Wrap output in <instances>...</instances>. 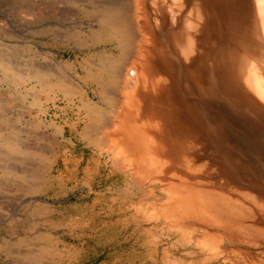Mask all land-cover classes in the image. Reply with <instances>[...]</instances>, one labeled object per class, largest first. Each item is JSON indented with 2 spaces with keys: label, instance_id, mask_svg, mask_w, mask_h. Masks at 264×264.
Instances as JSON below:
<instances>
[{
  "label": "bare ground",
  "instance_id": "bare-ground-1",
  "mask_svg": "<svg viewBox=\"0 0 264 264\" xmlns=\"http://www.w3.org/2000/svg\"><path fill=\"white\" fill-rule=\"evenodd\" d=\"M48 9L50 38L62 36L81 58L69 62L53 55L31 63L27 86L14 55L0 51L3 81L10 90L22 89L19 99L29 87L36 104L29 116L31 142L22 136L31 134L27 127L18 126L22 105L0 106V179L19 194L22 181L39 178L36 150L48 107L35 93L53 105L60 95L82 113L78 134L96 153L92 170L83 169L84 195L94 193L96 177L100 184L121 177L120 187L99 189L89 205V212L97 210L94 234L100 232L102 245L126 243L104 235L116 216L122 219L110 223L112 229L121 222L136 241L145 226L147 234L166 230L181 237L190 257L167 259V245L162 264H264V0H48ZM7 111L16 116L9 119ZM71 125L76 129L77 121ZM54 130L59 139L66 135L62 127ZM58 154L51 152L48 173ZM22 200L35 198L25 193ZM37 234L38 247L51 252L55 240ZM144 245L150 247L147 257L156 256L157 239Z\"/></svg>",
  "mask_w": 264,
  "mask_h": 264
},
{
  "label": "rangeland",
  "instance_id": "rangeland-1",
  "mask_svg": "<svg viewBox=\"0 0 264 264\" xmlns=\"http://www.w3.org/2000/svg\"><path fill=\"white\" fill-rule=\"evenodd\" d=\"M52 20H53V18L51 17V14H50L49 9H48V0H0V49L2 46L1 44H7L10 46V47H8L10 49V51L8 49H2L0 51H2V52L8 51L12 55H14L13 58H15V60H16L15 65L17 64L16 66L18 68L19 73L23 74V76H24L23 81L25 82V84H27V86L29 85V83H31V79L29 76L31 63H34L35 61L36 62H42L44 59H47L49 56H53V55H54L53 57L55 59L59 58V60L63 59L62 61H69V62L75 61L76 58H77V61H79L81 58V54L79 53L77 48L75 46H73L71 43L69 45L64 38L61 39L62 36L59 35V38H60V40H64V41H60L59 38H58V40L57 39L52 40L50 38L49 34L51 31L49 29H50V26H52V24H51ZM58 29L59 30L61 29V33H63L62 28H58ZM23 43H24V45H23ZM33 44H35L37 47V48L36 47L34 48L37 50L36 53H34L31 49V47H33ZM52 45L54 47H51ZM25 46H27V47H25ZM2 48H3V46H2ZM43 52H44V54H43ZM49 53H50V55H49ZM36 55H37V57H36ZM59 55H61V56H59ZM36 58H39V59H36ZM3 80L4 79L1 78V76H0V106H16V105L21 106L22 105L21 109L23 110L22 111L23 117L19 118L18 126L20 128L21 127H23V128L27 127L24 129L25 133L27 132L26 131V129H27L28 133L29 134L31 133V134L30 135L25 134L22 136H24V137L28 136L26 138V141L31 142L32 141V127L30 124V117L29 116L34 114V110H33L34 107H32V106H36V104L31 103V100L34 98L33 97L34 95L29 93V87H28V89L26 90L28 93H26L22 99L21 98L19 99V94L21 93L20 91H22V89L18 90L15 87V90L13 89L14 91L12 89L10 90L7 82H4L5 80L4 81ZM62 84H64L65 86H68L66 82L62 81ZM27 86H26V88H27ZM8 90L10 92L13 91L12 94ZM16 90L18 93L15 92ZM14 93H15V96L18 95L17 97H14V98H16L17 101L10 97V96H13ZM35 94H36V97H35L36 101H37V99H38V102L40 100H42L43 101L42 105L44 107H46V106L48 107L45 109V112H44L45 115L44 114L42 115V120L44 122V125L40 129L41 134L38 138V144H37V147L39 149L37 148V150H36L37 158L35 161V167L38 168L39 170L36 171V169H35V173L36 174L38 173L37 176L39 178H36L37 180L36 179H30V181L29 182L27 181L26 184H25L26 181H22L21 184L22 183L23 184L20 185L21 190H20L19 194H18V192L14 193L12 191L11 187L9 185H7V183L4 182L5 180L0 179V264H102V263L103 264H113L115 260L116 261L114 264H129L130 262H132V264H157V263L162 264V261H160V256L162 254L161 250L163 248H166L167 245H169L168 246L169 248L167 250L168 253L166 255L167 259L177 258V260L178 259L179 260H187L190 257V255L188 254L189 252L186 249V247L183 245V241L179 235L168 234L166 230H158L156 233H152V234L148 233L147 234L146 232H144L147 229L145 226V227H143L144 231H142V233H144V234L140 235V237L138 238V241H139V243H138V241H136L133 236L129 237L128 232L123 231L121 222H115L116 227L117 226L118 227L115 230L112 229V227L110 226V223H114L115 219L117 220L120 218V217H116V216H114V218H112L111 220H108L106 231L104 232V235H106L107 233H108V236L113 234L115 237L117 236L116 239H120V240L126 239V243L125 244L116 243V245H111V244L104 245V243H103V245H102V242H101L102 241V239H101L102 235H99L100 232H97L94 234V230L95 229L97 230L98 226L100 227V221L98 220V218H95V217H97V215L95 214V211H97V210H96V208H93L94 210L92 212H89L88 210L91 211V209H89L90 208L89 205H91V202H95L94 200L97 199L96 192H98L99 189H101L105 186H108V185H109L108 187H110V186L111 187H120L121 177L118 176V174H117L118 179L115 183L108 181L107 183L102 182L101 184L98 182V178L96 177L97 180L95 179L93 181L94 193L90 192L89 193L90 198L86 197L85 195H86L87 189H86L84 182H85V180L86 181L88 180V177L84 174L83 169L86 166H88V167H91L90 170H92V166H94V162H91V161H93L95 159L96 153L94 150L91 149L89 144L86 142L87 139H83L84 137H82V135H81V137H82L81 138L80 134H78L81 130L82 125H84V123L81 122V120H80L82 113L77 114V111H76L77 109L75 108L76 106H74L72 103H66V100L62 99L60 95H58V97L55 100V103L53 105L52 102H49L48 100H46L43 93H41V94L35 93ZM31 97H33V98H31ZM2 98H3V100H2ZM40 98H42V99H40ZM21 100L23 102H21ZM12 102H14V103H12ZM63 103L66 105H63ZM68 104H70V105H68ZM58 107H60V108L58 109ZM62 108L64 111L62 110ZM67 108H68V112H66ZM25 109L27 112H24ZM71 109H72V112H71ZM74 110H75V112H74ZM6 115H7V117H9V119H12L16 116V115L14 116L13 113H11V111H7ZM67 115L70 116V118ZM67 118H68V120H67ZM70 119L72 122L69 121ZM75 121H77V124H78V126H76L77 131H76V129H72V125H71ZM56 125H57V127H62L64 130V135L66 134L65 136H63L60 139L54 130V127H56ZM52 130H53V132H51ZM68 130H71V131H68ZM72 132L73 133L75 132V133L73 134ZM76 134H78V135H76ZM71 137H73L74 139ZM51 139H52V141H50ZM68 140H70V141H68ZM78 140H80V141H78ZM81 141H82V143H80ZM49 143H51V144H49ZM66 144H67V146H66ZM55 145H57V146H55ZM49 146H51L52 148H50ZM87 146H89V147H87ZM54 149H55L56 153L57 152L59 153L58 154L59 159H61V160L58 159L57 167L52 169L50 171V173H48L47 169H46L47 168V162H48V160L52 159L50 155H51V152L54 151ZM48 157L50 159H48ZM77 157H79V158H77ZM72 159H74L75 161ZM83 160H84V162H83ZM63 161H64V164H63ZM88 161H90V162L87 163ZM72 162H74V163H72ZM68 163L72 164V165H69ZM73 165H74V168H72ZM61 168H63V169H61ZM80 169H81V171H80ZM73 170L74 171L76 170V171L74 172ZM47 173H48V176H45V175H47ZM39 175H41V176H39ZM49 176H52V177H49ZM41 177H44V178H42L43 179L42 183H40L42 181ZM48 177H49V179H51L50 182H49ZM52 178H54L55 181ZM115 178H116V175L113 176L111 178V180H115ZM33 181L34 182L39 181V183L38 182L34 183ZM56 182H58V183H56ZM59 182H62V183L60 184ZM48 183H49V186H52V188L47 186ZM41 184H43L45 187ZM103 184H105V185H103ZM57 185H60L59 186L60 188ZM33 186L34 187L36 186V187L34 188ZM78 191H79V193H78ZM25 193L34 196L36 201L32 200V201L22 202L23 201L22 198L25 195ZM48 195H49V197H48ZM54 195H57V196L54 198L53 197ZM83 199L86 200L87 202L85 201L86 202L85 203ZM90 199H91V201H89ZM37 201H39V202H37ZM75 201H76V203H75ZM80 202L83 206L80 204ZM74 206H76V207H74ZM85 208H86V210H85ZM36 209H38L39 211H37ZM62 209H63V211H62ZM81 210H82V212H81ZM56 211L58 212V214ZM81 213H83L87 218H84L83 217L84 215ZM93 214H95V215H93ZM79 217L81 219H79ZM67 218H68V220H67ZM76 218H78V219H76ZM121 219L122 218H120L119 220H121ZM82 220H84V221H82ZM96 220L99 222H97ZM94 221H96V222H94ZM89 223H90V226H88ZM76 224H77V226H76ZM55 225L57 227H54ZM68 225H70L69 228H68ZM45 226H47L48 228ZM59 226H60V228H59ZM62 226H64V227H62ZM108 226L111 228H109ZM117 229H119V230H117ZM40 231H41V234L44 232L48 233V235L52 237V240L53 241L55 240V242H54L55 247L52 248L51 252H49L45 248L38 247V246H40V244H39V241H37V238L39 237L40 234L38 235L37 233L38 232L40 233ZM61 231H63V234ZM50 233L52 235H50ZM56 233H57V235H56ZM88 233H89V235H88ZM137 234H138V232L136 231L133 235L135 236ZM166 235H167V237H166ZM99 237H101V238H99ZM127 239H128V241H127ZM141 239H143V240H141ZM155 239H157V243H158L157 250L158 251L155 254L156 256H152V257H150L151 258L150 259L149 257H147V256H149L148 252L150 251V247L146 248L144 245V242L148 241V240L154 241ZM79 242H81V243H79ZM96 242H98L100 244H97ZM171 243L174 246L172 248L170 247ZM69 245L72 247H70ZM151 247H152V245H151ZM40 248H41V250H40ZM138 249H140V250H138ZM55 250H56V252H55ZM53 252H55V253H53ZM122 252L125 255L121 254ZM140 253H142V254H140ZM86 255H88V256H86ZM102 255H103V257H102ZM136 256H138V257H136ZM130 258H132V259H130ZM198 258H199V256L198 257L193 256V260H197ZM137 260H139V262ZM108 261H110V262H108Z\"/></svg>",
  "mask_w": 264,
  "mask_h": 264
}]
</instances>
